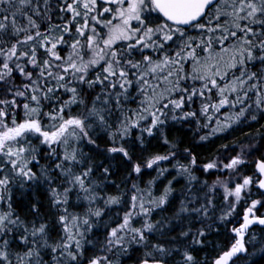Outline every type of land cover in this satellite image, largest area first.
Here are the masks:
<instances>
[{
	"label": "snow or ice",
	"instance_id": "6c2138e0",
	"mask_svg": "<svg viewBox=\"0 0 264 264\" xmlns=\"http://www.w3.org/2000/svg\"><path fill=\"white\" fill-rule=\"evenodd\" d=\"M260 120L264 0H0V264H252Z\"/></svg>",
	"mask_w": 264,
	"mask_h": 264
},
{
	"label": "trees",
	"instance_id": "16d2710c",
	"mask_svg": "<svg viewBox=\"0 0 264 264\" xmlns=\"http://www.w3.org/2000/svg\"><path fill=\"white\" fill-rule=\"evenodd\" d=\"M224 111V110H222ZM252 127L249 128L247 126H241L237 128L235 131H230L226 132L223 134H219L217 137H212L210 141H199L198 136H197V146L193 147V152L194 154L197 155L198 163L203 164L205 162L210 161L213 158H219L223 160L224 156L226 154L230 155H235L236 151L238 149L234 148L232 149L231 152H228L222 148V145H233L234 141L235 142H242V143H247V137L245 136V133L249 132H255L256 130H262L264 129L261 128L262 125H264V120H260L259 123L252 122ZM207 132V129L204 130V132L200 134H204ZM181 147H192V145H184L182 144ZM163 151V149H161ZM260 156V153L257 152L255 156L250 157V160L254 161ZM227 162V161H225ZM252 165L249 164V166L242 168V174L244 175H251L252 174ZM199 175V171L196 173ZM214 178V177H213ZM115 179V177H113ZM255 191V189H253ZM239 211V209H238ZM233 225H229V227H232ZM238 226V225H236ZM257 235L260 234L261 228L260 227H254L253 229ZM216 240L217 242H223L224 237L223 236H216V237H209V240ZM210 251V250H209ZM251 251V249H250ZM211 254V253H210ZM252 264H264V257L262 256H254L251 258ZM237 264H241L240 261L237 262Z\"/></svg>",
	"mask_w": 264,
	"mask_h": 264
}]
</instances>
